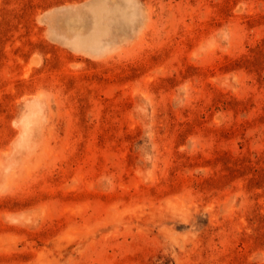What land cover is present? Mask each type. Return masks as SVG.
Returning a JSON list of instances; mask_svg holds the SVG:
<instances>
[{"label":"rangeland","instance_id":"1","mask_svg":"<svg viewBox=\"0 0 264 264\" xmlns=\"http://www.w3.org/2000/svg\"><path fill=\"white\" fill-rule=\"evenodd\" d=\"M0 264H264V0H0Z\"/></svg>","mask_w":264,"mask_h":264}]
</instances>
